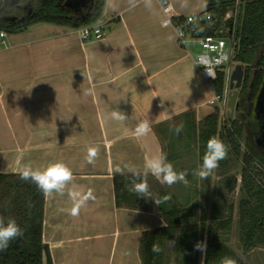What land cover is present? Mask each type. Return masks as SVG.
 Here are the masks:
<instances>
[{
  "label": "crops",
  "instance_id": "0c3cea01",
  "mask_svg": "<svg viewBox=\"0 0 264 264\" xmlns=\"http://www.w3.org/2000/svg\"><path fill=\"white\" fill-rule=\"evenodd\" d=\"M170 2L180 15L206 9V0ZM163 18L160 0L135 7L105 0L92 23L102 26V38L83 40L79 27L48 22L0 35V173L61 161L72 184L95 197L72 216L67 191L45 196L42 238L52 264H141L142 232L166 224L155 211L116 205L114 169L127 164L145 174V158L162 153L155 124L188 110L201 120L216 106L195 62L196 43L180 45ZM113 110L127 120H112ZM145 120L151 130L138 137ZM89 147L98 148L93 164Z\"/></svg>",
  "mask_w": 264,
  "mask_h": 264
},
{
  "label": "trees",
  "instance_id": "16d2710c",
  "mask_svg": "<svg viewBox=\"0 0 264 264\" xmlns=\"http://www.w3.org/2000/svg\"><path fill=\"white\" fill-rule=\"evenodd\" d=\"M236 1L206 0V10L213 14L214 21L203 26L201 33L211 34L216 28L232 23L229 14ZM104 4L105 0H95L92 14L87 19L73 20L65 17L62 9L49 0L37 15L24 23H8L0 19V29L16 32L37 22L81 27L94 23ZM235 38L237 47L233 61L244 67L237 116H227V123L222 124L218 108L201 120L188 110L155 124L154 130L160 139L162 153L177 172L187 171L189 156H196L202 165L207 141L213 136L228 147L227 157L215 170L223 174L241 164L239 179L236 173L228 174L223 184L226 194H230L239 183L237 248L228 241L234 204L218 201V187L214 186L215 190H212L209 182L212 173L205 180H199V188L186 187L182 183L169 187L152 174H147L151 199L138 197L128 190L135 179L131 172L115 173L118 207L155 211L166 223L142 232L139 244L141 264H222L225 258L234 260L235 264H246V257L264 246V185L258 178L261 173L258 165L264 167V148L256 143L259 123L252 118L254 101L264 79V0H238ZM258 65L263 67L253 75L252 70ZM214 85L217 92L223 90V71L219 72ZM248 94L252 96L250 102H247ZM244 109L250 117H245ZM181 123L183 131L176 135L171 129ZM141 178H144L143 173ZM188 193L211 194L213 197L204 201L187 200L185 194ZM168 194L171 195L170 200L156 205L154 200ZM44 205L45 195L33 182L21 180L18 172L0 173V215L15 218L23 230L22 237L0 250V264H52L49 247L42 238ZM197 242H206L205 251L195 249ZM153 245L158 246L159 251H153Z\"/></svg>",
  "mask_w": 264,
  "mask_h": 264
},
{
  "label": "clouds",
  "instance_id": "9594fccd",
  "mask_svg": "<svg viewBox=\"0 0 264 264\" xmlns=\"http://www.w3.org/2000/svg\"><path fill=\"white\" fill-rule=\"evenodd\" d=\"M147 3L148 0H145ZM131 7H135L137 0H129ZM110 118L115 121L127 120L126 115L119 111L113 110L110 114ZM183 123L176 125L171 129L176 135H179L183 131ZM150 123L145 120L140 122L135 129V134L138 137L145 136L150 131ZM228 147L218 137H211L207 141L206 151L203 155L202 165L192 173V175L205 180L210 174L219 166V162L227 157ZM98 155L97 147H89L87 154V162L93 164L95 158ZM145 169L150 172L161 184H165L171 187L174 184L182 183L184 186L189 185L187 179L189 173L187 171L177 172L174 169L172 163L167 161V157L163 153H156L145 158ZM127 170L133 174L135 179L132 181L129 191L138 195V197L150 198L151 192L149 190V184L146 176L141 178V173L135 171L132 167L125 164L123 168L120 166L115 167L114 171L119 174H123L124 170ZM20 179L23 181L33 182L37 188L45 195L50 196L52 193L64 195L67 191V195L72 202V207L69 210L72 216H77L81 208L85 207L87 202L94 199L92 190L84 191L79 189L76 185L72 184L73 173L72 170L63 162L57 161L48 164L44 168L33 169L31 166H26L20 170ZM139 181V182H137ZM72 185L69 187V185ZM171 199V195H165L161 199L154 200L156 205L166 202ZM23 236V230L13 217H5L0 215V250L6 249L10 242ZM174 242H172L173 244ZM196 250L201 252L206 249V242H197L194 246ZM153 251H159L158 246L153 245ZM222 264H235V261L230 258H225Z\"/></svg>",
  "mask_w": 264,
  "mask_h": 264
},
{
  "label": "built area",
  "instance_id": "2783aa9c",
  "mask_svg": "<svg viewBox=\"0 0 264 264\" xmlns=\"http://www.w3.org/2000/svg\"><path fill=\"white\" fill-rule=\"evenodd\" d=\"M164 12L162 20L163 25H172L176 31L178 43L187 46L189 41L198 43L201 52L195 55V62L202 75L210 82L212 96L209 100L211 105L219 109L222 119L228 116V99L230 93L231 74L234 68L233 57L236 52L237 40L235 38L236 20L238 14V0L235 3L234 10L230 11L229 17H232V23L225 27H219L211 34H202L203 26L214 21V16L206 9L202 12L190 13L185 15L173 12L170 0H160ZM79 34L83 40L98 39L105 35V31L99 24H87L78 28ZM5 30H0V35L4 36ZM224 72L223 90H215L214 81L219 72ZM261 172L258 176L259 181L264 185V167L258 165Z\"/></svg>",
  "mask_w": 264,
  "mask_h": 264
},
{
  "label": "rangeland",
  "instance_id": "374dc122",
  "mask_svg": "<svg viewBox=\"0 0 264 264\" xmlns=\"http://www.w3.org/2000/svg\"><path fill=\"white\" fill-rule=\"evenodd\" d=\"M191 47L195 55L201 52L202 50L198 43ZM235 116H237V112H235L234 117ZM252 118L255 119L258 123H260L259 135H258L257 141L262 147H264V79H263L262 87L260 89L258 97L254 104V107L252 108ZM221 121H222V124L227 123L225 119L221 118ZM188 159L190 160L187 162L185 170H187V172L189 173L188 177L191 178L190 182H193V183L195 182V183H198L199 185L200 184L199 180L201 179L197 176L192 175V173L198 169V167L196 166L197 164H199L198 159L196 156L194 158L193 156H189ZM240 171H241V164L239 165L237 164L236 166H234L233 170L227 173L220 174L219 170H213L212 175L209 178V182L211 183L212 190H215L214 186L216 188L218 187V192H219V194L217 195L218 201L226 202V203L231 201L234 204V211H233L234 219H233L230 229L228 230V241L230 245L235 248H237V245H238L237 244V240H238V235H237L238 207L237 205L240 199L239 183L237 185L236 190L230 194H226V188L224 187L223 184L228 174L236 173L239 179ZM195 195L197 194H193V196ZM246 264H264V246L253 250L246 257Z\"/></svg>",
  "mask_w": 264,
  "mask_h": 264
},
{
  "label": "flooded vegetation",
  "instance_id": "af4514ba",
  "mask_svg": "<svg viewBox=\"0 0 264 264\" xmlns=\"http://www.w3.org/2000/svg\"><path fill=\"white\" fill-rule=\"evenodd\" d=\"M47 1L49 0H7V2L4 3V0H0V19L8 23H24L28 19L37 15ZM50 1H53L55 5H57L60 9H62L63 11L62 14L69 19L83 20V19H87L92 14L91 13L89 16L85 17V15L87 14L89 10V6L91 5L90 0L86 1L87 7H84L81 4L76 7H70L66 4L67 0H50ZM94 5H95V0H94ZM94 5L92 6L91 11H93ZM262 67L263 65L254 66L252 70V74L255 75L259 69H262ZM242 85H243V81H242ZM241 87L239 88V92H240ZM258 94L256 95L254 104L256 102ZM238 98H239V95H238ZM251 98L252 96L248 94L247 102H250ZM242 113L245 115V117L247 118L250 117L247 110L244 109ZM238 114L240 113L238 112ZM259 126H260V123H259ZM258 135H259V128H258V132L256 133L255 140H256V143L260 145L259 142L257 141Z\"/></svg>",
  "mask_w": 264,
  "mask_h": 264
},
{
  "label": "water",
  "instance_id": "95a60500",
  "mask_svg": "<svg viewBox=\"0 0 264 264\" xmlns=\"http://www.w3.org/2000/svg\"><path fill=\"white\" fill-rule=\"evenodd\" d=\"M87 0H67L66 4L70 7H76L80 4L84 7H87L86 5ZM91 5L89 6V10L85 17L89 16L92 13V6L94 5V0H90ZM7 0H4V3H6ZM244 78V67L241 64H235L232 74H231V81H230V93H229V99H228V116L234 117L235 112L237 111L239 107L238 102V95H239V88L242 85V81Z\"/></svg>",
  "mask_w": 264,
  "mask_h": 264
}]
</instances>
